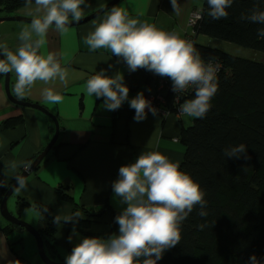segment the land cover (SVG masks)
<instances>
[{
  "label": "crops",
  "instance_id": "1",
  "mask_svg": "<svg viewBox=\"0 0 264 264\" xmlns=\"http://www.w3.org/2000/svg\"><path fill=\"white\" fill-rule=\"evenodd\" d=\"M110 1L86 0V4L81 6L84 12L82 17L95 13ZM177 2L180 7L179 14L173 11L170 0H117L109 8L101 10L83 23L69 26L66 33L57 31L54 26L50 27L44 38L45 44L39 50V54L55 53L62 67L68 69V77L66 83L57 80L46 85L38 81L30 94L23 99L41 105L54 114L59 123V133L54 145L36 170L26 177L28 188L21 190L19 195L48 208L52 218L56 215L64 217L78 211L73 206L87 208L91 211L88 216L95 215L88 217L90 224L84 228L79 226L78 220L75 224L71 222L55 224L54 248L44 249L47 254L54 256L56 261H65L72 248L84 237L107 239L119 234V225L115 222V217L127 205L120 204L119 198L114 197L112 183L119 178L118 170L122 165L133 163L139 154L148 151H158L173 162H180L182 159L184 144L180 140L181 126L190 124L192 117L176 116L171 113L164 117L158 115L154 117L148 112L146 119L137 122L133 119L135 110L130 108L128 101L119 109L110 111L104 108L102 97L97 98L95 95L91 97L84 91L87 79L104 69L109 77L117 72L123 74L124 84L129 88V100L141 91L144 96L156 93V78L159 75L142 68L130 73L126 63L112 55L110 50L101 48L90 51L84 39L109 14L113 6L125 8L130 18L154 23L158 28L176 31L181 38L185 37L191 33L188 18L192 11L202 8L203 0ZM35 8V0H31L30 6L26 2L9 13H3L2 16L33 19L36 18ZM30 23L28 20H8L2 23L0 45H7L8 50L16 52L22 43L19 33L23 28L30 27ZM33 39L36 37L33 36ZM195 39L201 42L198 35ZM15 82L16 74L13 71L10 72V87L14 95ZM45 88H52L61 94L62 102L52 104L44 101L42 91ZM16 118L19 119L18 123L12 126L6 124L8 119ZM2 124L4 126L0 129V199L13 176L18 175L23 169L21 165L12 171L9 162L29 164L54 133V123L48 115L32 107L15 104L7 97L4 74H0V125ZM60 189H64V194L69 199L60 198L58 194ZM19 198L20 196L15 207L17 213L8 204L7 207L21 218L23 207L29 205L19 206ZM104 206H108L111 212L101 210ZM101 211H103L101 215H96L99 213L95 212ZM23 220L29 222L25 218ZM45 222L46 220L40 221L39 227H35L42 229ZM29 223L33 224L31 221ZM9 227L10 225H7L0 216V264H10L16 260L21 264H43L32 237L26 231L17 229H12L9 233Z\"/></svg>",
  "mask_w": 264,
  "mask_h": 264
},
{
  "label": "clouds",
  "instance_id": "2",
  "mask_svg": "<svg viewBox=\"0 0 264 264\" xmlns=\"http://www.w3.org/2000/svg\"><path fill=\"white\" fill-rule=\"evenodd\" d=\"M27 3L30 6L31 0ZM170 3L173 11L179 14L177 0H170ZM207 3L208 15L213 20H220L228 17L227 9L233 0H207ZM85 4L86 0H35L36 18L31 20L30 27L20 31L22 43L16 52L8 50L7 45H0V55L5 57L0 59V74L15 72L13 91L17 98L24 99L29 95L38 81L46 85L57 80L67 82L68 69L62 67L57 55L52 52L41 55L39 50L45 44L49 28L54 26L57 31L66 33L71 22L79 21L84 15L81 6ZM241 19L264 24V10L253 8ZM257 33L259 38H264V28L258 29ZM84 43L90 51L110 50L126 63L130 73L142 68L169 78L172 91L176 93L175 101L179 99V93L194 88V98L179 105L181 114L203 119L211 109V100L218 91V65L206 64L193 43L181 38L178 32L130 18L125 8L113 6L94 31L85 37ZM105 72L101 69L87 79L84 91L88 96L102 97L104 108L110 111L128 101L130 108L135 110L133 119L137 122L146 119L148 112L154 117L158 115V110L142 91L129 100V88L124 84L122 73L109 77ZM42 98L52 104L63 100V96L52 88L43 89ZM223 154L233 159H249L244 143L226 148ZM21 165L24 171L30 167L24 162H9L12 171ZM13 177L17 181V193L28 188L24 175ZM118 177L112 183L114 197L119 198L120 204L127 205L115 217L119 234L107 239L84 237L65 257V264H157L166 250L179 243L182 223L197 205L200 208L198 215L207 216L205 191L200 184L180 170L179 162L171 161L158 151L139 154L133 163L122 165ZM47 211L46 207L42 210ZM81 216L79 211L64 217L56 215L53 223L75 224ZM204 227L205 224L197 225L199 230ZM141 257L144 258L142 261ZM10 264L21 262L16 260ZM249 264H264V261L252 254Z\"/></svg>",
  "mask_w": 264,
  "mask_h": 264
},
{
  "label": "trees",
  "instance_id": "3",
  "mask_svg": "<svg viewBox=\"0 0 264 264\" xmlns=\"http://www.w3.org/2000/svg\"><path fill=\"white\" fill-rule=\"evenodd\" d=\"M26 2L0 0V16ZM253 8L264 10V0H233L227 9L228 17L213 20L208 15L207 0H203L202 8L198 9L201 19L190 27L195 29L192 43L203 61L220 64L218 91L211 100V109L205 118H193L190 124L182 125L180 133L184 144L180 170L188 173L205 191L207 216L198 215L200 208L197 205L182 223L179 243L166 250L157 264H249L252 254L264 261V56L262 60H252L206 46L195 39L202 34L264 55V38H259L257 33L264 24L241 19ZM193 98L194 89L182 95L180 101ZM166 100L162 107L174 108L169 93ZM174 111L172 109V115H175ZM158 116L165 115L158 112ZM18 121L17 118L8 119L6 124L12 126ZM240 143L247 146L248 160L224 156L226 148ZM64 192V189L58 190L60 198L69 199ZM27 203L25 198H19V206ZM35 207L40 221L46 220L44 227L38 229L44 247L53 250L55 223L50 210L47 208V212H42L45 207L38 203ZM73 207L86 214L78 219L79 226L88 227V217L95 215L88 216L91 211L87 208ZM101 210L110 211L108 206ZM95 213L102 214L103 211ZM199 224L206 227L199 230ZM9 225L10 233L14 226Z\"/></svg>",
  "mask_w": 264,
  "mask_h": 264
},
{
  "label": "water",
  "instance_id": "4",
  "mask_svg": "<svg viewBox=\"0 0 264 264\" xmlns=\"http://www.w3.org/2000/svg\"><path fill=\"white\" fill-rule=\"evenodd\" d=\"M116 1L117 0H111L110 3H108L102 9L96 11L95 13H92L91 15L82 17L79 21L71 22V24L69 26L78 25V24L83 23L84 21L90 19L91 17H94V15H96L97 13L101 12V10H103V11L106 10L112 4H114ZM6 20H28L29 22H31L32 18L26 19L25 17H19V16H0V22L6 21ZM0 59H4V57L2 55H0ZM4 88H5V92H6L7 97L13 103L21 105V106H28V107H32L34 109H37V110L45 113L46 115H48L54 123V133H53L51 139L44 146V148L37 154V156L29 163V165H30L29 169L25 170V171H24V169H22V171L18 174V175L22 174L26 178L30 173H32L33 171L36 170V168L39 165V163L41 162V160L45 157V155L48 153V151L54 145V143L58 137V133H59V123H58L56 116L54 114L50 113L45 107L38 105V104H35V103L24 101L23 99H17L16 98V96L13 94L12 89L10 87V73L4 74ZM3 126H4L3 124L0 125V129H2ZM16 186H17V181L14 179L13 182L8 185L7 189L2 194V197L0 199V216L2 217V219L4 221L13 225L14 226L13 229L20 227L34 238L35 244H36L37 254H38V256H39V258L43 264H65V261H56V260H54V256H50L49 254L46 253V251L44 249L43 239L40 235L39 230L35 226H33L29 222L23 221L22 219H20L17 215L12 213L8 209L7 201L9 199V197L15 191ZM96 215H100V213L96 214ZM17 230H20V229H17Z\"/></svg>",
  "mask_w": 264,
  "mask_h": 264
},
{
  "label": "rangeland",
  "instance_id": "5",
  "mask_svg": "<svg viewBox=\"0 0 264 264\" xmlns=\"http://www.w3.org/2000/svg\"><path fill=\"white\" fill-rule=\"evenodd\" d=\"M2 14H3V12H2ZM198 39L201 40V43L206 45V46L209 45V46L220 48L224 51L229 52L232 55H236V56H240V57H244V58H248V59H252V60H262L261 58L264 56L261 52H258L256 50L244 48V47H241L235 43L224 41V40H221L218 38H213V37H209V36H205V35H198ZM182 147L184 148V145H182ZM14 179L15 178H13L10 183H12ZM19 194H21V193L20 192L17 193V191L15 190L13 192V194L9 197L8 202H7L9 207L15 209V207L17 205L16 200H18V197L20 196L22 198H25ZM25 199L28 202L26 205H29V206L23 207L21 218L19 216L18 217L20 219L25 218L29 222L31 221L34 224V225L32 224L33 226H38L39 222L41 220V216L39 215V211L35 207L36 203H34L31 199H29L27 197ZM15 212H16V209H15ZM23 221H26V220H23ZM7 225H9V223H7ZM19 231H24V230H19ZM32 241H33V244L35 246L33 238H32Z\"/></svg>",
  "mask_w": 264,
  "mask_h": 264
},
{
  "label": "built area",
  "instance_id": "6",
  "mask_svg": "<svg viewBox=\"0 0 264 264\" xmlns=\"http://www.w3.org/2000/svg\"><path fill=\"white\" fill-rule=\"evenodd\" d=\"M201 11L200 10H194L192 11L190 17L188 18V24L190 25V27L197 25V23L200 21L201 19ZM199 17V18H198ZM191 33L190 34H186L185 37H182L183 39L189 40L192 42L193 36H195V29L190 30ZM206 64L207 63H212L214 66L218 65V71L216 73V75L219 72L220 69V64L218 62H211V61H204ZM194 88L190 87L186 92L183 93H179L178 97L179 99L175 101V97H176V93H174L172 91V82L169 78L167 77H161L158 76L156 78V93H152V94H147L145 95V98L151 101V104L153 107H155L158 112H160L163 115L166 114H170L172 109H174V114L176 116H180L181 113L178 111L179 105L182 104V102L180 101V97L184 94H189L193 91ZM168 93L172 96L173 98V102L172 104L174 105V108H163L162 105L166 104L167 100H166V96L168 95ZM147 111V109H146Z\"/></svg>",
  "mask_w": 264,
  "mask_h": 264
},
{
  "label": "bare ground",
  "instance_id": "7",
  "mask_svg": "<svg viewBox=\"0 0 264 264\" xmlns=\"http://www.w3.org/2000/svg\"><path fill=\"white\" fill-rule=\"evenodd\" d=\"M33 238V237H32ZM34 239V238H33Z\"/></svg>",
  "mask_w": 264,
  "mask_h": 264
}]
</instances>
